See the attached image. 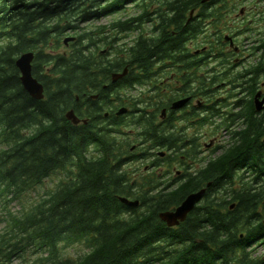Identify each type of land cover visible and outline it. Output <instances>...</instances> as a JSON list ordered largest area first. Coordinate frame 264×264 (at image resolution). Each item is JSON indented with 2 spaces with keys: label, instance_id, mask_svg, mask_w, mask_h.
<instances>
[{
  "label": "trees",
  "instance_id": "16d2710c",
  "mask_svg": "<svg viewBox=\"0 0 264 264\" xmlns=\"http://www.w3.org/2000/svg\"><path fill=\"white\" fill-rule=\"evenodd\" d=\"M141 1L0 0V202L20 201L30 191L42 190L17 212L8 211L0 232V264H11L18 257L25 260L27 253L42 255L26 264H264V250L257 251L264 247V114L238 112L225 117L221 129L228 130L229 138L214 148L218 153L198 160L194 171L186 167L175 183L167 184L161 180L163 174L153 172H144L140 183H131V173L122 166L131 160L133 139L123 134L120 116L109 112L106 117L105 112L121 102L120 88H133L135 81L112 82L111 76L142 58L147 67L152 54L139 50L141 44L136 48L134 40L109 59L84 47L97 41L77 24L108 10L119 12L132 2L139 12L112 22L119 32H131L136 30L132 22L148 20ZM203 3L217 8L207 11V18L215 21L223 18L219 8L236 5ZM200 6L198 0L168 5L176 25L183 22L181 15ZM159 10L162 40L163 30L172 23ZM256 21L262 23L260 36L250 25L241 31L249 33L248 39L253 34L255 50L264 46V11ZM104 28L92 32L101 34ZM69 31L80 42L71 43L66 52L51 51L59 48ZM110 39L115 41L112 35ZM25 51L35 54L32 72L44 86V98L39 100L24 90L19 79L15 60ZM71 109L87 122L73 124L66 118ZM125 126L152 148L150 117L140 115ZM191 144L184 152L185 161L194 162L196 145ZM138 150L135 158L149 156L147 147ZM46 179L52 184L45 185ZM202 187H206L203 198L180 224L168 227L159 218L161 211L176 207ZM119 196L139 204L129 207ZM79 243L86 252L76 258L62 254L64 248Z\"/></svg>",
  "mask_w": 264,
  "mask_h": 264
},
{
  "label": "flooded vegetation",
  "instance_id": "af4514ba",
  "mask_svg": "<svg viewBox=\"0 0 264 264\" xmlns=\"http://www.w3.org/2000/svg\"><path fill=\"white\" fill-rule=\"evenodd\" d=\"M175 1L190 0H142L140 3L146 6L149 12L148 20L143 22L140 18L132 22L134 24L131 28H134V25L136 27L134 36L119 32V27H112L111 23L107 27L106 36L112 35L114 38H120L119 43L116 39L114 42L106 40L108 46L105 50H99L96 43L84 46L113 59L112 53L121 49L126 51L133 45L134 40H137L136 48L141 44L138 47L139 50L152 54L147 67L143 64L142 58L134 67L127 65L121 71L115 72L120 73L127 68L122 78L135 81V84L133 88L125 87L120 90L132 91L136 88L138 91L135 96L121 95V102L116 101V107H111L110 111L105 112L106 117L110 115L109 112L114 114L113 117L120 116L123 123V134L133 139L129 149L131 160L122 164L123 168L131 173V183H136V181L140 183L144 172L163 174L161 179L163 182L170 184L173 181L175 183L178 177L185 173L186 167H189L188 172L196 170L198 160L208 157V151L214 150L219 145L217 144L218 134H214L209 142H206L209 125L213 127L214 132H217L221 129L224 118L231 117L235 113L264 114V101L263 108L256 110V101L264 99V46L260 45L256 50L251 46L248 56H245L240 42L235 43L239 34L243 33L242 30L230 31L238 25L240 27L245 22L246 15H242V18L236 15L241 18V21L231 19V21H226L229 13H222L223 18L215 21L213 18H207V11L217 8L198 0L201 6L190 10L188 8L189 11L179 17V20L183 22L176 25L175 14L172 8L168 7L169 3ZM209 1L226 3L231 0ZM127 4L133 5L132 2H126L125 5ZM125 5L119 13L125 10L133 12L138 10L139 12L140 8L126 9ZM159 7L163 11L162 16L169 18L172 23L163 30L165 35L162 40H159L160 26L164 23L159 15ZM219 9L227 10L226 7ZM200 10L202 13H199ZM242 11L243 8L240 9V12ZM107 12L108 16L118 13L111 10ZM134 15L135 13L129 16ZM93 19L95 18L89 19L88 23ZM126 19L128 18L122 21ZM261 29L259 28L257 37L260 36ZM219 33L222 34L221 39L218 38ZM76 39L77 36L73 42L78 44L80 40L76 41ZM73 42H70L69 48L66 47L68 50L71 49ZM218 50H221L220 55L216 53ZM257 54L259 56L256 59ZM250 58H253L251 63ZM256 64L258 68L255 67ZM256 80L257 83H255ZM230 87L231 89H228ZM90 97L97 99L96 94H91ZM185 98L187 101L182 106H173L176 101ZM78 99L79 97H76V100ZM122 107H125L126 111L118 114ZM213 113L215 117H210L208 120ZM140 115L151 118L153 130L150 133L154 143L152 148H149L150 143L145 138L143 140V136L138 135L137 131L125 126L126 123H131ZM218 118L220 121L217 123ZM125 128H128V131ZM192 142L196 145L194 146L195 161H185L184 152L193 147ZM141 146L148 149L149 156L146 159L134 157L141 153L138 150ZM166 159L174 161L166 164Z\"/></svg>",
  "mask_w": 264,
  "mask_h": 264
},
{
  "label": "rangeland",
  "instance_id": "374dc122",
  "mask_svg": "<svg viewBox=\"0 0 264 264\" xmlns=\"http://www.w3.org/2000/svg\"><path fill=\"white\" fill-rule=\"evenodd\" d=\"M230 3H234L236 4L235 6H230L228 5L226 8L227 10H222L223 12L222 13H229L227 14L228 16L226 17V21H234V20H238V21H241V18H242V15H246L244 21L241 26L239 27V25L236 27V28H233L232 30L230 29V31H239V30H242L246 25H250L251 28L253 29H256V31L259 30V28H262V23H259L256 21V19L258 18V16H260L261 12L264 11V0H231L229 1ZM229 2H226L225 4H230ZM127 8L126 9H132V4H127L125 5ZM221 7V6H220ZM225 8V7H224ZM243 8V11L240 12V9ZM127 10H125L124 12H126ZM120 12V11H119ZM117 13V14H112L110 16L108 15H103L101 17H98V18H95L93 20H90V23H88L89 21L87 22H78V29L80 30H87L89 31L90 33H92V36L95 37L96 39V45L99 46V50H105L107 49V46L108 44H105L104 43V40L102 39H106V40H111L110 38H107L109 36H106L108 34V31H107V28H104L102 29L103 33L101 34H98L95 32H92V31H95V29L99 28V27H108L111 25V23L114 21V20H117V19H125V18H129L130 14L133 15L134 12L132 10H128L125 14L124 12L122 13ZM243 13V14H241ZM124 14V15H123ZM236 15H239V17L241 18H238L236 17ZM237 18V19H236ZM231 19V20H230ZM245 23V25H243ZM261 29V30H262ZM121 33H128L129 35L131 36H134L135 35V30L134 31H131V32H121ZM105 35V36H104ZM240 36L237 37L238 40L235 42L237 44V42L239 41L240 44L243 46V50H244V55L245 56H248L249 52H250V49H251V45H252V40H253V34H251L250 38L252 37V39H248L247 37L249 36V33H240L239 34ZM66 36H75L76 37V34H74V32L72 31H69L68 33H66L64 37ZM74 37V38H75ZM117 40V42L119 43V41L121 40L120 38H115ZM71 42V41H70ZM70 42L67 44V45H64L63 43H61V45L59 46L58 49L56 50H52L53 52H56V53H62V52H66L68 51L67 48H69V44ZM83 44H86V43H83ZM67 47V48H66ZM50 49H46V51H48ZM258 54L257 56H255V58L257 59L258 58ZM253 61V58H250V63ZM228 89H231L228 88ZM138 89L136 90H132V91H126L125 90H120L121 92V95H128V96H132V95H136ZM230 100V98L228 99ZM220 121V119L218 118L217 119V123ZM126 131H128V128H125ZM214 134H218V143L217 144H222L224 141H226L228 138H229V134H228V131L225 130V129H220V130H217V132H214L213 131V127L212 126H208L207 127V136H206V142H209V139L212 138V136ZM223 141V142H222ZM218 153V150H211V151H208L207 153V156L209 155H214V154H217ZM200 165V162L198 161L197 163V167ZM131 171V169H129ZM54 178V177H53ZM52 182L50 179H46L45 180V185H51ZM41 189L40 188H37L35 192H29L30 195L22 198L20 201L19 200H14V201H10V202H0V232L3 230V227L5 226L6 224V221L5 219L7 218L8 216V211H11L12 213H15L17 212L20 207L24 204L25 200H32L34 199L36 196H37V193H41ZM264 250V247L263 246H258L257 247V251L258 252H261ZM87 251V248L84 246V244L82 243H79V244H74L70 247H66L62 250V254L65 255V256H69V257H78L80 254L84 253ZM40 255L42 254H39V253H27L25 254V260L23 258H15L12 260L11 264H26L28 261H33L35 259H37L38 257H40ZM44 256V254H43ZM38 264V263H37Z\"/></svg>",
  "mask_w": 264,
  "mask_h": 264
},
{
  "label": "water",
  "instance_id": "95a60500",
  "mask_svg": "<svg viewBox=\"0 0 264 264\" xmlns=\"http://www.w3.org/2000/svg\"><path fill=\"white\" fill-rule=\"evenodd\" d=\"M208 0H202V2H206ZM74 37H66L64 39V43L68 44L69 41H72ZM35 54L33 51H25L22 52L17 59L15 60V65L19 71V79L22 84L24 90L36 100L44 98V86L43 84L33 75L32 66ZM127 68H125L120 73L112 74V82H116L120 78L124 77L126 74ZM187 99H181L176 101L173 106L180 107L182 106ZM263 100L256 101V110L259 111L263 108ZM126 111L125 107L120 108L118 114H122ZM66 118L71 120L74 124H78L80 122L79 118L75 115L73 110H69L66 113ZM82 122H86V120H82ZM209 186V183L207 184ZM206 187H203L197 191H193L186 195V197L182 200V202L176 206L172 210L161 211L158 216L164 221L167 226H175L178 225L181 221H184L189 212H191L194 207L201 201L203 195L205 194ZM119 200L129 207H137L139 204V200L134 199L131 200L126 196H119Z\"/></svg>",
  "mask_w": 264,
  "mask_h": 264
}]
</instances>
